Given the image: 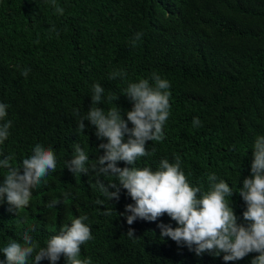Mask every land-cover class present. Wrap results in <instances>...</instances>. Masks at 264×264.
Returning <instances> with one entry per match:
<instances>
[{
	"label": "trees",
	"instance_id": "16d2710c",
	"mask_svg": "<svg viewBox=\"0 0 264 264\" xmlns=\"http://www.w3.org/2000/svg\"><path fill=\"white\" fill-rule=\"evenodd\" d=\"M55 5L63 14L53 0H0V102L9 105L0 123L12 121L0 160L10 157L19 167L38 143L56 156L55 171L32 190L28 206L9 211L6 200L0 203V261L10 240L23 244L27 232L43 247L72 219L86 215L93 239L81 246V258L90 257L92 264H251L258 253L225 262L224 253L197 256L195 246L190 250L160 237L158 224L177 226L167 214L128 225L119 215L134 203L126 190L110 201L96 183L117 178L92 170L73 174L66 162L75 145L88 154L87 166L103 154L97 147L106 140L97 139L94 126L85 121L84 131L77 127L91 106L92 85L105 89L98 107L117 105L123 114L132 107L123 95L128 83L156 72L171 84L170 116L165 138L146 142L148 155L136 166L156 170L162 159L174 162L178 156L189 183L202 191L215 173L234 192L226 199L238 222L247 223L238 192L250 176L255 139L264 135V0H55ZM137 32L143 36L134 46ZM25 68L31 69L27 77L21 75ZM118 69L127 76L109 80ZM194 117L202 126H193ZM6 174L0 167V182ZM108 210L111 215L104 214ZM129 228L136 237L126 234ZM57 264H66L63 255Z\"/></svg>",
	"mask_w": 264,
	"mask_h": 264
},
{
	"label": "clouds",
	"instance_id": "9594fccd",
	"mask_svg": "<svg viewBox=\"0 0 264 264\" xmlns=\"http://www.w3.org/2000/svg\"><path fill=\"white\" fill-rule=\"evenodd\" d=\"M53 6L57 13L63 14V9L55 5V0ZM142 36V32H137L132 44L135 46ZM30 71V68H25L21 75L27 77ZM126 76L123 69H118L112 71L108 79H124ZM170 87V82L156 72L150 78L129 82L123 95L132 107L122 114L117 105L107 110L97 106L104 103L105 89L100 83H94L91 106L86 116L80 118L77 127L84 131L85 121L94 126L97 139L106 140L97 147L98 151L103 150V154L99 155L96 164L87 166L88 154L75 145L74 155L66 162V168L73 174L87 175L92 170L97 175L115 176L116 183L105 185L100 180L96 183L110 201H118L121 189L126 190L134 203L127 204L125 211L119 215L125 217L128 225L138 218L155 222L167 214L177 226L158 224L160 237H168L178 245L183 243L190 250L195 246L197 256L205 252L214 256L224 253L225 262H235L250 253H258L251 264H264V135L255 139L250 176L244 178L238 192L246 205L242 216L247 223L238 222L240 218L235 214L232 203L226 199L234 192L215 173L208 176V190L202 191L189 183L178 156L174 162L162 159L156 170L136 166L139 158L148 155L146 142H159L165 138L164 127L171 109ZM118 97L108 99L116 101ZM8 107L0 102V121L5 120ZM125 115L126 119L123 118ZM192 123L194 127L202 126L199 117H194ZM11 127V120L0 123V144L10 135ZM10 159L5 157L0 160V167L7 169L0 182V203L6 200L9 211H15L28 206L32 190L41 185L50 171H55L56 156L51 147L38 143L19 167L11 165ZM121 161L130 167H118ZM102 203L97 201V204ZM104 214L111 215V210ZM87 219L86 215L72 219L70 225H64L43 247H39L27 232L23 235V244L10 240L2 250L5 260L0 264H28L30 257H34L32 264L45 259L50 264H57L62 255L66 264H92L90 257L81 258V246L93 239L90 226L84 223ZM126 234L130 238L136 237L132 228Z\"/></svg>",
	"mask_w": 264,
	"mask_h": 264
}]
</instances>
